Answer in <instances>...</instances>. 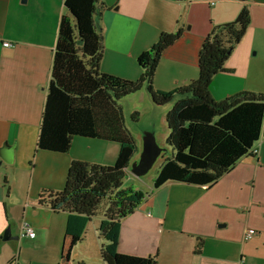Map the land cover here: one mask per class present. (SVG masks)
Masks as SVG:
<instances>
[{"label": "crops", "instance_id": "obj_1", "mask_svg": "<svg viewBox=\"0 0 264 264\" xmlns=\"http://www.w3.org/2000/svg\"><path fill=\"white\" fill-rule=\"evenodd\" d=\"M63 1L0 0V146H13L12 163L0 164V264H106L100 254L101 215L92 222L93 241L87 225L79 237L65 234L67 214L39 202L41 193L64 186L71 161L110 165L118 151L114 141L83 136H74L65 152L36 147ZM100 1L101 73L138 79L139 54L159 33L181 32L163 49L151 79L163 91L198 77L203 39L214 26L236 19L244 6L248 24L209 90L216 101L241 91L264 94V0ZM118 103L125 116L135 111L154 130L165 126L173 101L153 105L144 84ZM130 132L138 146L141 136ZM160 135L165 144L167 133ZM254 147L256 154L235 161L211 185L167 180L154 188L166 156L144 178L126 168L123 187L133 189L131 176L144 197L120 221L118 252L154 256L156 264H264V135ZM23 222L34 237L21 236ZM249 228L254 234L244 240Z\"/></svg>", "mask_w": 264, "mask_h": 264}, {"label": "trees", "instance_id": "obj_2", "mask_svg": "<svg viewBox=\"0 0 264 264\" xmlns=\"http://www.w3.org/2000/svg\"><path fill=\"white\" fill-rule=\"evenodd\" d=\"M199 1V0H197ZM214 1V0H213ZM246 1V0H241ZM51 74L42 109L37 149L65 152L74 136L99 138L118 144L111 165L73 160L59 191L41 193V203L64 211L67 235L81 236L95 213L98 230L105 240L100 250L106 264H156L154 256H137L117 250L120 221L133 212L144 193L123 187L128 161L137 151L136 140L126 128L118 100L145 84L151 100L159 105L173 101L165 119L166 141L173 154L164 160L153 180L211 185L252 148L264 135V94L244 91L214 100L209 84L221 71L248 24L243 6L236 19L214 26L198 50V77L169 91L152 86L163 49L181 33L161 32L138 58L141 75L134 81L101 73L102 35L96 20L104 8L100 0H64ZM131 118H138L137 112Z\"/></svg>", "mask_w": 264, "mask_h": 264}, {"label": "water", "instance_id": "obj_3", "mask_svg": "<svg viewBox=\"0 0 264 264\" xmlns=\"http://www.w3.org/2000/svg\"><path fill=\"white\" fill-rule=\"evenodd\" d=\"M172 101H175V99L173 98ZM151 102L153 103V105H157V106L163 105V104L162 105L156 104L152 100ZM122 113H123V109H122ZM123 116H124L126 128L129 131L138 133L141 136L138 146L136 144V147L138 148V152L137 151L135 152V154L133 155L134 158L131 157L129 159L127 169L129 170V172H131L133 176L138 178H144L146 176H149L151 173H153L155 164L159 158H163L164 156L168 158L172 155L170 153L171 150L170 148L172 147L167 144V141L165 140L166 143L162 145L160 143L162 139L160 134L166 132L168 135L169 126L165 119V126L163 127V129H161L162 126H159L156 129H154L155 130L154 131L152 129L146 128V126L141 122V118H142L141 115L140 116L138 115L136 121L132 120L131 112L128 113L127 116H125L123 113ZM12 153H13V146L12 145L9 146L6 143H3V145L0 146V164L1 161H3L6 164H11ZM8 232L9 231L7 230V232L3 234L4 240L7 239L6 233ZM13 237L17 238V236H13Z\"/></svg>", "mask_w": 264, "mask_h": 264}, {"label": "rangeland", "instance_id": "obj_4", "mask_svg": "<svg viewBox=\"0 0 264 264\" xmlns=\"http://www.w3.org/2000/svg\"><path fill=\"white\" fill-rule=\"evenodd\" d=\"M132 120H133V119H132ZM134 121H136V120H134ZM117 147H119L118 144H117ZM117 154H118V151H117ZM117 154H116V157H117ZM116 157H114V158L112 159L111 164H113V163L115 162V158H116ZM111 164H110V165H111ZM124 178L126 179L127 176H125ZM124 178H123V180H124ZM129 180H133V182H131V184H132V186H133V189H132V190H136V189H138L139 191H142V190L139 189V186L141 185V184L139 183V181H137L136 179H134V178L131 177V176L129 177ZM154 188H156V187H154ZM138 190H136V191H138ZM142 192H143V191H142ZM100 215H101L100 212L95 213V215H93V216L91 217V219H89L88 224H87L88 229H89V231H90V234H88V237H89V239H92L93 241H94V239H95V234L93 233L94 225H92V222H95V223H96V222H97L96 219L99 218ZM93 217H94V218H93ZM93 234H94V235H93ZM101 241L105 243V240L102 239V238H101Z\"/></svg>", "mask_w": 264, "mask_h": 264}, {"label": "built area", "instance_id": "obj_5", "mask_svg": "<svg viewBox=\"0 0 264 264\" xmlns=\"http://www.w3.org/2000/svg\"><path fill=\"white\" fill-rule=\"evenodd\" d=\"M213 3V2H212ZM3 45L5 46H9L10 44L8 43V41L4 42ZM251 152L254 154H256L257 150L255 149V147L252 148ZM34 230L33 228L27 223V222H23L22 223V232L21 233V236H26V237H34L35 234H34ZM254 234V230L253 228H249L244 236V240H247L251 237V235Z\"/></svg>", "mask_w": 264, "mask_h": 264}]
</instances>
